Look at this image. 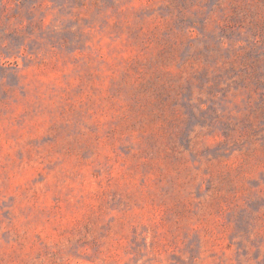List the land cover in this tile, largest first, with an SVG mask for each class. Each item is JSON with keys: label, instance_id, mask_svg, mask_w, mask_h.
Wrapping results in <instances>:
<instances>
[{"label": "rangeland", "instance_id": "obj_1", "mask_svg": "<svg viewBox=\"0 0 264 264\" xmlns=\"http://www.w3.org/2000/svg\"><path fill=\"white\" fill-rule=\"evenodd\" d=\"M0 264H264V0H0Z\"/></svg>", "mask_w": 264, "mask_h": 264}]
</instances>
